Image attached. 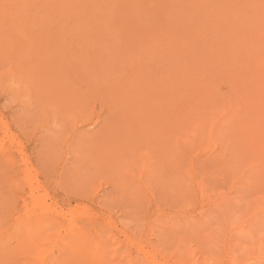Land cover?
<instances>
[{"label": "rangeland", "instance_id": "374dc122", "mask_svg": "<svg viewBox=\"0 0 264 264\" xmlns=\"http://www.w3.org/2000/svg\"><path fill=\"white\" fill-rule=\"evenodd\" d=\"M20 1L3 0L1 6L10 10L12 4L18 3L19 15L24 12L22 18L26 19V22L30 24L31 19H38V14H43L44 9L42 6H47L46 4L54 5L59 0H48L46 3L45 1L40 2L41 4L37 0L36 2L35 0H25V4L23 0V3ZM81 1H84L81 2L84 3L83 5L81 3L78 4L80 0H69L67 1L69 3V5L67 4L68 7L62 8V12L54 10L55 19H52L51 26H46L47 29H45V23H34L32 26H29V30L28 27H25L23 31L14 29L10 32L13 35L10 41L11 44L14 41H19L21 38L22 42L24 40L22 43V46H24L23 51H25L24 54L28 59L31 56L38 55L39 52L43 53L42 56L41 53L39 55L43 58L40 59L38 64L39 66L44 65L43 67H34L37 64L32 65L28 63L26 67L30 65L29 68L27 70L26 68L23 69L21 66L25 61L21 58L19 60L21 62H19L20 66L17 60H15L20 56L15 54L16 58L14 54H11L13 49L11 52L5 49L4 53L0 54V195H2L0 196V203L2 204H0L2 206H0V220L2 219L1 222L3 221L5 226L8 224V226L1 228V232L8 228L11 225L10 223L17 222L15 220L16 216L19 221V219L24 218L25 214L31 213L24 211H26L27 206L30 208L29 210H32V204L29 201L30 197H28L32 193L33 197L36 198L37 204L41 201L42 206H44L38 205L39 207L41 206L42 213L37 215L43 216L42 218L45 217V219L47 217H50V219L54 217L47 224V221L43 222L42 218L35 217L36 215L34 216L32 212V216L35 219L29 215L32 220H27V223L30 225L28 226L31 228L37 227L38 224L40 226V223L36 221L37 218L38 221L41 220V223L47 224L45 226L46 229L41 224L40 227L38 226V228L31 230V232H34V235L38 230L39 236L37 237H39V242H42V246L40 243L38 250H47L44 252L45 257L50 255L55 247L59 246L62 239L60 245L63 246V243L64 245H68L73 237L76 236L72 233L73 237L70 238L68 236L69 231L74 232V228L78 227L79 224V228L83 230V232H81L82 230L80 231L81 238L85 239L82 241V245L87 244L88 241L92 244L95 242V245L93 244L94 249L92 250V247L89 248L95 256L97 255L96 249L101 246V251H98L100 252L99 255L100 257H105L108 264H264V105H260L263 110L260 116L255 115L254 118L251 117L252 123L251 120L246 123L245 119H243V112L248 111V107H252V104L253 107L250 108L249 112L253 115L252 113L255 111L253 112L251 109L259 105L256 98L260 97L259 102H261V99L264 101V93L259 92L255 87L248 91L243 89L245 87H242L243 90L240 89L244 83L238 79L239 74L237 73L243 68V65H246L244 63L246 59L250 66L251 60L249 61L248 59L251 58V55H247V57L243 56L248 53L247 51L242 53L236 50V45L231 48L232 51H236L235 54H233L234 52L230 54L232 60L236 57L237 61L235 62L234 60V63L230 59V63L234 67H238L236 71L232 68L233 66L228 67L227 64L228 68L225 71L222 70L220 72L216 70L218 73L215 74L214 70L218 66H214L215 63L214 65H210L212 62H208L214 54L223 49L217 50L219 46H216V44L219 41L223 44L227 40L226 38H228V34L226 35L225 33L228 31L229 24L225 25L223 30L222 28L220 30L219 27L221 26L217 25V27L214 22H209L210 17L212 16L213 18L215 16L212 13L209 16V12L217 10L210 5H215L216 1L192 0L189 3V0H186L187 3L184 0H131L130 6V0H126L129 3L126 6L125 0H112L117 2L115 3L117 7L111 0L110 2L109 0H105V4L102 0H97V2L96 0ZM106 1L111 3V5L106 3ZM200 1H203V4ZM119 2H123L121 3L122 6L123 4L124 7L126 6L127 9L124 8L125 12L126 10L129 11H127L128 13L131 12L129 17L127 12V16H122V13H124L123 8H120L122 10L121 17H118L120 14H118L117 10L120 11L119 7H122ZM239 2H242V0ZM98 3L103 5V8ZM178 3L180 6H178ZM87 4L91 5L90 7L93 5L97 6L92 7L94 9L93 12L92 10L89 11L91 15L87 11V9L89 10V7L86 8ZM132 4L136 5V7L134 6L135 9L133 8L134 12L132 11ZM204 4L208 9H202L205 6ZM73 5H77L76 8ZM112 5L118 9H113ZM33 6L37 7L36 9L39 12L36 13L37 15L34 14V11L37 12V10ZM183 6L189 9L183 10ZM201 6L202 8L200 9ZM95 7L102 10H98ZM85 8L86 10H83ZM104 9L107 11H103ZM64 11L68 12V15L63 16V20L60 21ZM193 11L199 12V14ZM202 11L203 14L200 13ZM59 12L62 13L60 16ZM83 12L85 13V17L81 20L82 18L80 17ZM115 12L118 15L116 17L120 18L118 22L124 23L123 21L127 20L124 26L123 24H115L113 19V17L116 19ZM77 13L81 14L79 15L80 17L76 16ZM100 13L102 17L99 15ZM70 16L75 17L73 19ZM89 16L91 19H89ZM131 16L134 17L131 18V22L136 18L138 19H136L138 22L136 21L135 25L129 22L128 18ZM64 17L66 18L64 19ZM123 17L128 18L124 19ZM75 18H79L80 22L78 24H81L78 25L81 28L77 27L76 29V26L74 27L78 32L74 30L73 26L69 28L71 24L74 25L73 22L79 21L77 19L76 21ZM122 18L123 21L121 20ZM203 18H205L204 20L207 25L204 23V20L201 21ZM226 18L229 19L227 16ZM207 20L208 22H206ZM58 21L62 22L61 26L63 27L59 25ZM84 21L87 22L85 23ZM3 23L4 25L0 24V34H3L2 29L5 26L8 27L5 21ZM82 23L85 24L82 25ZM126 23H131V26ZM85 25L88 26L86 27ZM60 27L62 29L65 27V32H67V29H70V32H74L68 36L63 30L65 35L62 36L58 32L59 36H57L55 31ZM125 27L127 29L124 30ZM225 27L227 28L226 32L224 31L226 30ZM217 28L220 30V33ZM161 29H167L166 32L172 31V36L169 33H165L169 34V38L172 37L175 42L178 41V43L174 44L173 40L171 42V38L168 39L166 37L168 35L164 34L168 39L167 41H169L168 43H173L167 46L168 49L172 46V49H169L171 53L167 50V54L165 51L167 49V41H163L164 32L162 33ZM140 30L143 32L139 33ZM47 33H50L49 37ZM37 34L38 39L39 35H41L40 37L43 39L47 38L49 40V38H52L54 42L61 39L60 41L63 44L59 42L62 45L60 46L58 45L59 43L55 44L52 42V48L50 44L49 48V45H42L44 44L42 43V38H40V43L36 41ZM45 34L47 36H44ZM157 35L158 37L160 36L159 38H162V40L160 39L162 41L161 44L164 42L162 45L159 43V40L157 44L154 42L156 39H159ZM55 36L58 38L57 40ZM89 36L93 38L92 41ZM143 37H147V39L145 40ZM131 38L134 40H130ZM204 38L208 40V43L205 44ZM212 38H214V42ZM151 40V43L154 42L158 47L154 46V48H151L152 44L149 42ZM63 41H66V43ZM69 42L71 43L69 44ZM53 43L55 44L54 46ZM138 43L140 45H137ZM92 44L94 47H92ZM65 46L70 52L67 53L65 51L66 55L64 52ZM13 47L18 48L14 44ZM163 47L166 49H161ZM178 48L180 49L178 50L180 54L174 52ZM33 51L37 53L31 54ZM71 51L74 53H71ZM162 51H165L167 56ZM209 51H211L210 54L208 53ZM205 53H207L206 56ZM50 54L54 56L52 57L54 60H59L54 61L55 63L63 61V63L54 64V62L52 63L53 59L50 58L51 65H55L52 67L65 65V68H60L59 74L54 75L57 78H54L57 82H54L56 83L54 85H59L58 87L60 88L53 85H51L52 88H49V85L44 84H49L53 80V78L50 80L48 77V80H46L45 70L43 69L49 66H46V62L50 63V60H47L51 57L49 56ZM66 56L72 59L67 60ZM167 57L172 58L174 61L170 62L172 59H167ZM206 57L210 67H206ZM251 59L254 60L253 58ZM176 61H178L177 64L179 63L177 66L174 63ZM198 62L201 65L203 64V67ZM156 63H160L163 66L162 69L161 67L159 69L161 65H157ZM168 64L172 65V68L174 67L172 70V72L174 71L173 77L169 70V74L166 72L167 75H170L168 81L171 79V83L175 79V72L178 71L176 68L178 67L179 73L182 72L181 74L177 73L176 76L178 78L175 81L173 80L175 82L173 86L170 83L171 89L174 91L173 96L176 98L171 96L172 93L170 91L172 90H169L168 83L165 84L167 78L164 76L167 75H164L163 72H165L164 67ZM59 67L55 69L58 70ZM52 69L55 74L57 70ZM243 69L245 73H248L246 70L249 67ZM160 72L163 75H160ZM211 72L216 76L212 75ZM228 73H232L234 76L230 74L227 76ZM41 75L45 77V80L41 78ZM158 75L161 76L162 82L165 81L164 84L159 83V86L158 81L160 82V79L157 78ZM186 75L190 78L186 77ZM205 75L207 76L205 77ZM233 77H235V80ZM258 77L263 81V76ZM62 78L63 81H61ZM152 80H158L155 81L158 87ZM58 82H63V84H59ZM75 82L78 84H75ZM241 83L242 85H240ZM61 85H65L66 87L63 86L65 89L61 88ZM150 85L153 87L149 88ZM72 86H76L77 88L82 87L78 88V90L75 87L73 89L75 93H71ZM163 86L167 87V90L164 87V91H162L160 87ZM69 87L71 90L68 91ZM53 88L59 89L58 92L56 90L54 92ZM177 89L178 91H175ZM150 90L153 91L152 95ZM119 92L120 95L122 93L121 96H117ZM129 92L133 94H128ZM64 93L65 95H63ZM153 93H156L155 97H158L157 99L151 98L154 97ZM222 93L226 97H221ZM243 93L246 95L244 96ZM134 94L136 96L135 99L137 98L136 100L134 99ZM129 95L131 97H128ZM240 99L241 103L239 102ZM252 99L257 101V106L254 105ZM138 100L140 101L138 102ZM245 100H248L247 103ZM231 101H234V103H231ZM162 102L166 106L168 105L169 108H164ZM231 104L233 105L232 107H230ZM245 104L249 106L246 107ZM140 105L142 108L146 106L148 112L153 111L156 114L149 113L151 114L149 115L146 113L147 110L145 108L139 110ZM126 110L130 114L126 113L128 112ZM134 110H139L138 116H136L137 112ZM238 112L242 113L239 114ZM128 114L130 116L135 114L137 119L128 116ZM140 114L142 118L139 117ZM149 116H152V119ZM139 119H141L140 125L138 124ZM142 121H144V124ZM197 121L199 123H196ZM230 122L235 124H231ZM249 122L252 124L251 126H249ZM133 127L136 128L133 129ZM250 130L253 132L252 134H250ZM241 132H244V134ZM92 149L96 151V156L94 157ZM95 157L97 158L95 159ZM93 160H97L95 161L97 163ZM93 162L94 164H92ZM45 193L44 198L41 195ZM3 196L6 198V201L3 200L5 199ZM23 198L24 201L21 200ZM43 202L46 206L43 205ZM25 203L29 204L26 206ZM12 205L15 207H12ZM50 206L53 211L50 209ZM46 211H49V213ZM46 213L49 215L47 216ZM68 221L69 223L67 224ZM63 226L65 229L69 228V231L67 229L65 231ZM69 226L74 228L72 229ZM84 226L87 229L84 230L82 228ZM29 227L27 228L28 230H30ZM39 229H42V231L39 232ZM80 229L77 230L79 231ZM24 232L22 236L27 239L28 232ZM85 232L86 234H83ZM80 233L74 237L77 241L80 239ZM155 234L157 235L154 236ZM34 235L32 236L31 234L32 237H29H35L36 240L37 237ZM62 236L64 238L61 239ZM55 237H57L58 241ZM40 238L44 239L41 241ZM13 240H10V243L7 242V246L10 248H13V245L15 247L16 244H19L16 241L12 243L11 241ZM67 241L69 242L65 243ZM79 241L81 243V240ZM57 242L59 243L56 244ZM88 245L90 247L89 243ZM2 248L4 249V246ZM62 249L61 247V251ZM89 249L86 251V255L82 252V256L85 255L91 261L95 256L91 253L92 251L90 252L91 255H88ZM103 252H105V255ZM92 254L93 258H91ZM23 255L26 256V253ZM51 256L53 255H50L49 258L52 261L54 260V256L53 259ZM77 258L79 256L74 261H77Z\"/></svg>", "mask_w": 264, "mask_h": 264}, {"label": "bare ground", "instance_id": "6f19581e", "mask_svg": "<svg viewBox=\"0 0 264 264\" xmlns=\"http://www.w3.org/2000/svg\"><path fill=\"white\" fill-rule=\"evenodd\" d=\"M12 1H17V2H19V0H12ZM24 1V4H25V0H23ZM34 1V0H33ZM37 1H39V3L40 2H44L45 1V3H46V1H48V0H37ZM67 1H69V0H59V1H56L55 2V4L54 5H49V4H46L47 6H42V8L44 9V11H43V14H38V16H39V18L38 19H31L30 20V24H28V22H26V19H24V18H22L23 16V13H21L20 15H19V10H18V5L17 4H15V5H13L12 4V7L10 8V10L12 11H10V10H8L7 8H5V7H2L1 6V3L3 2V0H0V24H3L4 25V23H3V21H5V23H6V25H8V27H6L5 26V28H3L2 30H3V34H0V54H2V53H4V50L6 49L7 51H12V49H13V51L11 52V54H14V56H15V54H17V56H20L18 59H15V60H17V62L19 63L20 61L19 60H21V58H23L24 59V61H25V63L21 66V62L19 63L20 64V66L21 67H23V69L24 68H26V70H27V68H29V66L28 67H26L27 65H28V63L29 64H32V65H34V64H37V66L35 65L34 67H38L39 65V61H40V59H42L43 57H40L39 55H40V53L41 52H39L38 53V55H35V56H31L29 59H28V57L24 54L25 53V51H23V49H24V46H22L23 44V42H24V40H23V42H22V38L19 40V41H14V42H12V44L10 43V41L12 40V38H13V35L10 33L12 30H14V29H17V30H22L23 31V29L25 28V27H28V30H29V26H32L34 23H36V24H41V23H45V27L46 26H51V24H52V22H53V20L52 19H55V16H54V10H57V11H61V10H63L62 8H64V7H68V5H69V3L67 2ZM93 1V0H92ZM101 1V0H100ZM112 1V0H111ZM117 1H122V0H117ZM126 1V0H125ZM125 1H123V2H125ZM129 1V0H128ZM133 1V0H132ZM178 1H182V0H178ZM184 1H186V0H184ZM192 0H189V3L191 2ZM216 1V4L215 5H210V6H212V8H215V9H217V10H214L213 12H209V14L210 13H212V15L214 14L215 16H213V18H212V16H211V14L209 15V16H211L210 17V21L209 22H214V24L217 26H221V27H219L220 28V30H221V28H222V30H223V27L225 26V25H228V31H227V28H226V30H224L226 33V35L228 34V38H226L227 40L226 41H224V43L222 44L220 41L216 44V43H214V44H216V46L218 45L219 47L217 48V50H220L221 48H223L222 49V51L220 50V51H218L216 54H214V56H212L211 57V59H209V57H208V62H212V63H210V65H214V63H215V65L214 66H218V67H216L217 69H215V68H213V69H215L214 71H215V74L216 73H218V71H222V70H224L225 71V69H227L228 67H230V66H233L232 68H234L235 69V71H236V69L238 68V67H234V65L232 64V63H234V60H235V62L237 61L236 60V57H234L235 59L234 60H232V58H230V54H232V52H234V51H232V49L231 48H233V46H235L236 45V50H238V51H240V52H245V51H247L248 53L247 54H245V55H243V56H245V57H247V55L248 56H250L251 58H253L254 60H252L251 58H249L248 60L250 61V66H249V62L247 61V59H246V62H244L246 65H243L242 67L243 68H247V67H249V69H247L246 71L248 72V73H245V71H244V69L242 68L241 70H239V72L237 73V74H239L238 75V79L240 80V81H242L244 84H243V86H241V90H243V89H246V91H248V90H251V88H253V87H255V88H257L258 90H259V92H263L264 93V0H242V2H239V1H241V0H224L223 1V3H222V0H215ZM219 1V2H218ZM20 2H22V0L20 1ZM35 2H36V0H35ZM71 2V1H70ZM81 2H84V1H81L80 0V2L78 3V4H80ZM86 2V1H85ZM88 3H89V1H87ZM96 2H97V0H96ZM102 2H104V4H105V0H102ZM109 2H110V0H109ZM109 2H107L106 1V3H109ZM114 4L115 3H117V2H114V1H112ZM123 2H121V3H123ZM131 2V0L129 1V3ZM187 2V1H186ZM186 2H183V3H186ZM200 2H202V4H203V1H200ZM199 2V3H200ZM23 3V2H22ZM74 3V2H73ZM77 3V2H76ZM92 3V2H91ZM120 2H119V4H121ZM126 3V6H127V1L125 2ZM129 3H128V5H129ZM132 3V2H131ZM131 3H130V6H131ZM179 3H182V2H179ZM178 3V4H179ZM188 3V2H187ZM186 3V4H187ZM195 4H197L196 2H194ZM204 3H206L205 1H204ZM27 4V3H26ZM41 4V3H40ZM39 4V5H40ZM68 4V5H67ZM84 3H81V5H83ZM95 4V3H94ZM99 4V3H98ZM110 5H111V3H109ZM192 4V3H191ZM207 4V3H206ZM214 4V3H213ZM223 4V5H222ZM23 5V4H22ZM38 5V4H37ZM65 5V6H64ZM86 5V4H85ZM88 6L86 7V8H88L89 7V10L87 9V11H88V13H89V11L90 10H92V12H93V6H96V5H93L92 7H90L91 5H89V4H87ZM100 5V4H99ZM133 5V4H132ZM205 5V4H204ZM74 6V8H76V6L77 5H73ZM101 6V8H103L102 6L103 5H100ZM105 6V5H104ZM107 6V5H106ZM113 6V5H112ZM115 6L117 7V4H115ZM120 6H122V4L120 5ZM126 6L124 7V4H123V6L122 7H119V9L120 8H123V12L125 13H122V16H127L126 14L129 12L128 10H126V12H125V10H124V8H126ZM136 7V5H133V7H132V11L135 9V7ZM178 6H180V4L178 5ZM192 6V5H191ZM195 6V5H194ZM34 7V6H33ZM70 7H71V4H70ZM79 7H81L80 5H79ZM97 7V6H96ZM95 7V8H96ZM99 7V6H98ZM185 6H183V10H187V9H189V8H184ZM199 7V6H198ZM37 8V7H36ZM35 7H34V9H36ZM73 8V9H74ZM82 8V7H81ZM84 8V7H83ZM86 8L85 9H83V10H86ZM91 8V9H90ZM109 8V7H108ZM115 7L113 6V9H114ZM134 8V9H133ZM139 8V7H138ZM202 8V6L200 7V9ZM21 9V8H20ZM68 9V8H67ZM96 9H98V8H96ZM109 9H112V8H109ZM116 9H118V8H115V10ZM127 9V8H126ZM130 9V8H129ZM203 10L204 9H208V7L206 8V5L204 6V8H202ZM37 10V9H36ZM76 10V9H75ZM77 10H78V8H77ZM77 10H76V12H77ZM98 10H102V9H98ZM97 10V11H98ZM115 10H113V11H115ZM74 11V10H73ZM82 11V10H81ZM81 11H80V13H81ZM103 11H107L106 9H104ZM112 11V12H113ZM118 11V14H120V16H118V15H116L117 13L115 12L114 13V15H115V17L116 16H118V17H121V9H120V11L119 10H117ZM135 11V10H134ZM133 11V12H134ZM137 11V10H136ZM62 12V11H61ZM61 12H59V16L62 14ZM71 12V11H70ZM91 12V13H92ZM95 12V11H94ZM109 12V11H108ZM111 12V13H112ZM181 12V11H180ZM194 13H196V14H199V12H196V11H193ZM206 12H208L207 10H206ZM36 13H39L38 12V10H37V12H35L34 11V14H36ZM68 12H63V14L61 15L62 16V18L60 19V21H62L63 20V16H66V14H67ZM80 13H77L76 14V16H79V15H81ZM111 13H109V14H111ZM200 13H202L203 14V11L202 12H200ZM87 14V13H86ZM90 14V13H89ZM94 14V13H93ZM106 14V13H105ZM124 14V15H123ZM130 14H131V12L130 13H128V17L130 16ZM136 14V13H135ZM201 14V15H202ZM32 15V14H31ZM37 15V14H36ZM68 15V14H67ZM85 15V13L83 12L82 13V16L80 17V18H82L81 20H83V17H85L84 16ZM88 15V14H87ZM91 15V14H90ZM96 15H97V13H96ZM95 15V16H96ZM101 17H102V15H101V13L99 14ZM103 15H104V12H103ZM113 15V16H114ZM134 15V14H133ZM205 15V14H204ZM231 15V16H230ZM99 16V17H100ZM106 17H107V15H105ZM109 16V15H108ZM112 16V17H113ZM137 16V15H136ZM203 16V15H202ZM206 16V15H205ZM226 16L229 18V19H227L226 18ZM30 17V16H29ZM44 17V18H43ZM71 18H73V17H75V16H70ZM88 17V16H87ZM110 17V16H109ZM108 17V18H109ZM118 17H116V19L113 17V19H114V22H115V24H123V26H124V23L127 21V20H125V21H123V18L121 19L124 23H122V22H118V20L120 19V18H118ZM127 17V18H128ZM193 17V16H192ZM199 17V16H198ZM36 18V17H35ZM66 17H64V19H65ZM104 18V17H103ZM107 18V19H108ZM118 18V19H117ZM127 18H124V19H127ZM131 18H134V17H130V18H128L130 21L129 22H131ZM136 18V17H135ZM202 18V17H201ZM208 18V17H207ZM51 19V20H50ZM58 19V20H59ZM74 19V18H73ZM77 18H75V20H76ZM84 19H86V18H84ZM89 19H91L90 18V16H89ZM137 19V18H136ZM134 20V21H132L131 23H133L134 25H135V23H136V21L138 20ZM205 18H203L201 21H203ZM226 19H227V21H226ZM75 20H73V21H75ZM77 20H79V18L77 19ZM76 20V21H77ZM198 20V19H197ZM209 20V19H208ZM208 20L206 21V22H208ZM50 21V22H49ZM91 21V20H90ZM99 21V20H98ZM102 21H104V20H102ZM106 21H108V20H106ZM113 21V20H112ZM111 21V22H112ZM117 21V22H116ZM199 21V20H198ZM78 22H80V20L79 21H77V22H73L74 23V25L73 24H71V26L69 27V28H72V26H73V28L76 26V29H77V27L79 28L80 26H78V25H81V24H78ZM85 22V21H84ZM87 22V21H86ZM85 22V23H86ZM138 22V21H137ZM58 23H59V25L61 26V24H62V22L60 23L59 21H58ZM84 23V24H85ZM108 23H109V21H108ZM131 23H126L127 25H130L131 26ZM204 23H205V20H204ZM204 23H202V24H204ZM83 23H82V25H84ZM138 24V23H137ZM136 24V25H137ZM197 24H198V22H197ZM201 24V25H202ZM206 25H207V23H205ZM93 25V24H92ZM126 25V27H128ZM86 27L88 26V25H85ZM106 26V25H105ZM138 26V25H137ZM136 26V27H137ZM216 26H214L215 28H216ZM217 26V27H218ZM61 27H63V26H61ZM57 28V29H59V30H57L56 29V34H57V36H59L58 35V32H59V34L60 35H65L64 34V32L66 31L65 30V27H64V29H62V28ZM83 27V26H82ZM85 27V28H86ZM89 27H90V25H89ZM95 27V26H94ZM115 27V26H114ZM120 27H122V26H120ZM124 28V30L125 29H127V28ZM133 27H135V26H133ZM198 27V26H197ZM200 27V26H199ZM81 28V27H80ZM91 28V27H90ZM90 28H88L89 30H90ZM98 28V27H97ZM111 28V27H110ZM109 28V29H110ZM116 28H117V25H116ZM118 28H119V26H118ZM165 28V27H164ZM45 29H47V27L45 28ZM62 29V30H61ZM67 29V28H66ZM75 28H74V30H76ZM107 29V28H106ZM120 29V28H119ZM130 29V28H129ZM132 29V28H131ZM139 29H140V27H139ZM218 29V28H217ZM55 30V29H54ZM63 30H64V32H63ZM92 30V29H91ZM103 30V29H102ZM112 30H114V29H112ZM121 30V29H120ZM143 30V29H142ZM142 30H140L139 31V33L142 31ZM167 30V29H166ZM166 30L164 29V30H162L161 29V31H162V33H163V36H164V34H166V33H169L171 36H172V34H171V32H166ZM220 30L218 29V32L220 33ZM63 33H62V32ZM77 32H78V30H76ZM25 32H26V30H25ZM72 32H74V31H72ZM72 32H70V29H67V32H65V33H67L68 34V36H69V34L70 33H72ZM128 32V31H127ZM143 32V31H142ZM159 32V31H158ZM166 32V33H165ZM132 33V32H131ZM130 33V34H131ZM134 33H136V32H134ZM162 33L160 34V32H159V34L160 35H162ZM173 33V32H172ZM222 33V32H221ZM49 34L50 33H47V35H48V37H49ZM51 34H52V32H51ZM55 34V35H56ZM77 34V33H76ZM105 34V33H104ZM169 34H166V35H168V36H166L168 39H170L171 38V42H172V37H170L169 38ZM28 35V34H27ZM29 35H31V34H29ZM33 35V34H32ZM46 34L44 35V36H47ZM75 35V34H74ZM128 35H129V33H128ZM139 35V34H138ZM153 35H155V34H153ZM152 35V36H153ZM174 35V34H173ZM216 35V34H215ZM218 35V34H217ZM220 35V34H219ZM37 36H38V34L36 35V41H39V43L41 42V40H40V38H42V37H40L41 35H39V39L37 38ZM53 36H54V34H53ZM92 36V35H91ZM140 36V35H139ZM138 36V37H139ZM145 36V35H144ZM225 36V35H224ZM90 37V36H89ZM148 37V36H147ZM147 37L145 38V37H143V39L145 38V40L147 39ZM154 37V36H153ZM157 37H158V35H157ZM156 37V38H157ZM160 37V36H159ZM158 37V38H159ZM165 37V36H164ZM162 37L164 40L163 41H167L168 39L165 37ZM174 37V36H173ZM55 38H56V40L58 39L56 36H55ZM134 38V37H133ZM152 38V37H151ZM155 38V37H154ZM162 38H159V39H156L157 40V42H156V40L154 41L156 44L159 42L160 44H161V40H162ZM224 38V37H223ZM43 39V38H42ZM89 39V38H88ZM161 39V40H160ZM166 39V40H165ZM50 40V41H49ZM49 40L47 39V38H44L43 39V41H42V43H44V44H42V45H51V43L52 42H54L53 41V39L52 38H49ZM52 40V41H51ZM59 40V39H58ZM57 40V41H58ZM61 40V39H60ZM55 41L54 43L56 44V43H62V41ZM90 40L92 41L93 40V38L92 37H90ZM117 40V39H116ZM125 40V39H124ZM130 40H134V39H130ZM135 40H137V39H135ZM140 40V39H139ZM138 40V41H139ZM142 40V39H141ZM159 40V41H158ZM218 40V39H217ZM46 41H48V42H46ZM129 41V40H128ZM137 41V42H138ZM204 41H205V44L206 43H208V40H206L205 38H204ZM212 41L214 42V38H212ZM223 41V40H222ZM64 43H66V41H63ZM114 42V41H113ZM140 42V41H139ZM150 43L152 42V40L151 41H149ZM154 42L153 43H151L152 44V46H150L151 48H154V46L155 47H158V46H156V44H154ZM169 41H167V45H166V48H161V49H166L165 51H166V53L168 54V51L171 53V47L168 49V47L167 46H170V44H173V43H168ZM173 42H174V44L175 43H178V41L177 42H175V40H173ZM212 42V43H213ZM53 43V46L55 45ZM60 43L58 44V45H60ZM68 43V42H67ZM71 42H69V44H70ZM134 43V42H133ZM141 43V42H140ZM164 43V42H163ZM162 43V44H163ZM13 44H14V46L15 45H17L18 46V48H19V50H18V48H14L13 47ZM63 44V43H62ZM95 44V43H94ZM104 44V43H103ZM106 44V43H105ZM108 44H109V42H108ZM132 44V43H131ZM161 44V45H162ZM230 44H232L231 46H230ZM50 45H49V48H50ZM133 45V44H132ZM137 45H140L139 43L137 44ZM60 46H62V45H60ZM67 46V45H66ZM65 46V47H66ZM105 46V45H104ZM145 46H147V45H145ZM179 46V45H178ZM37 47H38V45H37ZM92 47H94L93 46V44H92ZM150 47H147V48H150ZM51 48H52V45H51ZM59 48H61V47H59ZM64 48V47H63ZM62 48V49H63ZM115 48V47H114ZM150 48V49H151ZM44 49V48H43ZM56 49H57V46H56ZM83 49V48H82ZM159 49V48H158ZM36 50V49H35ZM40 50H42V49H40ZM84 50V49H83ZM168 50V51H167ZM177 51H174V52H177V54L180 52V51H178V50H180L179 48L178 49H176ZM16 51H18V53H16ZM43 51V50H42ZM50 51H51V49H50ZM69 52V50H67V47L64 49V52ZM155 51V50H154ZM165 51H162V52H164L163 54L165 55V56H167V54H165ZM212 51V50H211ZM211 51H209L208 53L210 54V52ZM63 52V51H62ZM66 52H65V55H66ZM74 52H75V49H74ZM73 51H71V53H74ZM77 52V51H76ZM85 52H87V51H85ZM32 53H34V54H36L37 52H31V54ZM70 53V52H69ZM152 53H153V51H152ZM236 53V51L233 53V54H235ZM42 54L43 53H41V56H42ZM53 54V53H52ZM78 54V53H77ZM80 54V53H79ZM86 54V53H85ZM177 54H175V55H177ZM180 54V53H179ZM206 54L207 53H205V56H206ZM238 54V53H237ZM59 55H60V53H59ZM58 55V56H59ZM63 55V54H62ZM69 55V54H68ZM82 55V54H81ZM87 55V54H86ZM174 55V56H175ZM226 55V56H225ZM255 55H257V56H255ZM1 56V55H0ZM13 56V55H12ZM17 56H15L16 58H17ZM49 56H51V54L49 55ZM57 56V58L59 59V57ZM208 56V55H207ZM39 57V58H38ZM52 57H54V56H51V57H49L47 60H50V63L49 62H46V66L47 65H49L46 69L45 68H43L44 70H45V77H46V80H48L47 79V77L51 80L52 78H53V82L51 83V82H49V84L48 83H44V84H47V86L49 85L50 87L49 88H52L51 87V85H53L54 87H57V88H60V87H58L59 85H54V84H56L57 82H56V80L55 79H57V78H55L56 76H54V75H56L57 73L59 74V72H60V68H63L65 65L63 64V65H61L60 67H59V65L57 66V67H59L58 68V70L57 69H55V68H57V67H52V66H55L54 64H58V63H63V61L61 62H54V61H59V60H54ZM67 57V60L68 59H72L73 58V56L71 55V57L70 58H68V56H66ZM78 57V56H77ZM158 57V56H157ZM172 57V56H171ZM242 57V56H241ZM3 58V57H2ZM12 58V57H11ZM53 59L52 60V63L54 62V64L53 65H51L52 63H51V59ZM56 58V59H57ZM79 58V57H78ZM160 58H162V57H160ZM173 58V57H172ZM172 58H168L167 57V59H172ZM82 59V58H81ZM214 61H213V60ZM230 59L233 61L232 63H230ZM61 60V59H60ZM90 60V59H89ZM165 60H166V57H165ZM212 60V61H211ZM242 60H243V58H242ZM241 60V61H242ZM245 60V59H244ZM23 61V62H24ZM172 61H174L173 59L170 61V62H172ZM97 62V61H96ZM156 62V61H155ZM159 62V61H158ZM157 62V63H158ZM169 62V61H168ZM177 62L178 61H176V62H174V63H176L175 64V66H177L178 64H177ZM206 62H207V57H206V61H205V64H206ZM208 62H207V65H206V67H208L209 65H208ZM156 63V64H157ZM174 63H172V64H174ZM199 63V62H198ZM202 63H204V62H202ZM44 64V63H43ZM155 64V65H156ZM160 64V63H159ZM159 64H157V65H159ZM227 64H228V67H227ZM229 64H231V65H229ZM161 65V64H160ZM169 65V66H168ZM166 67H164V69H165V72H163V70H162V72H163V74L164 75H167V73H168V70L170 71V74H172L171 76L173 77V74H174V71L172 72V70H173V68L171 67L172 65H170V64H168ZM199 65L201 66V67H203V64L201 65L200 63H199ZM235 65H236V63H235ZM239 65H240V63H239ZM44 66V65H43ZM43 66H39V67H43ZM174 66V65H173ZM205 66V65H204ZM38 67V68H39ZM160 67H161V69H162V65L161 66H159V69H160ZM210 67V66H209ZM18 68V67H17ZM52 68H54L55 69V71L57 70V72L54 74V72H53V69ZM65 68V67H64ZM67 68V67H66ZM137 68V67H136ZM168 68V69H167ZM170 68V69H169ZM172 68V69H171ZM176 68V67H175ZM240 68V67H239ZM42 68H41V70H43ZM70 69V68H69ZM134 69V68H133ZM209 69V68H208ZM212 69V70H213ZM12 70V69H11ZM19 70V69H18ZM25 70V71H26ZM31 70V69H30ZM29 70V71H30ZM37 70H39V69H37ZM40 70V71H41ZM43 70V71H44ZM83 70V69H82ZM146 70H149V69H146ZM167 70V71H166ZM176 70H178L177 72H175V74L177 75V73H179V69H178V67L176 68ZM216 70H218L217 72H216ZM13 71V70H12ZM20 71V70H19ZM39 71V72H40ZM43 71H41V73H43L44 74V72ZM59 71V72H58ZM61 71L63 72V70L61 69ZM69 71H72V70H69ZM205 71V70H204ZM204 71H203V73H204ZM207 72H208V70H206ZM213 71V72H214ZM223 71V72H224ZM27 72V71H26ZM39 72H37V73H39ZM65 72V71H64ZM73 72V71H72ZM167 72V73H166ZM172 72V73H171ZM213 72H211L212 73V75H214L213 74ZM23 73H24V70H23ZM36 73V74H37ZM40 73V74H41ZM69 73V72H68ZM71 73V72H70ZM166 73V74H165ZM182 73V72H181ZM181 73H179V74H181ZM208 73H210V72H208ZM241 73H242V75H241ZM32 74V73H31ZM136 74V73H135ZM142 74V73H141ZM163 74H161V72H160V75H163ZM169 74V73H168ZM196 74V73H195ZM197 74H199V73H197ZM229 74L231 75V76H234L232 73H228V75L227 74H225V75H227V76H229ZM236 74V73H235ZM10 75H11V73H10ZM13 75V74H12ZM76 75V74H75ZM74 75V76H75ZM78 75V74H77ZM87 75V74H86ZM176 75H174L175 77V79L176 78H178V76H176ZM190 77H191V75L190 74H188ZM188 75H186V77L188 76ZM208 75V74H207ZM207 75H205V77L207 76ZM42 77V79L44 78V80H45V77H43V75H41ZM65 76V75H64ZM79 76V75H78ZM168 76V77H167ZM167 76H164V77H166L167 79L165 80L166 81V83L165 84H167L168 83V87H169V90H172L171 89V86H170V83H171V79L168 81V79L170 78L169 76L170 75H167ZM180 76V75H179ZM188 76V77H189ZM193 76H195L194 74H193ZM214 76H216V75H214ZM213 76V77H214ZM241 76V77H240ZM258 76H260V77H262L263 76V81L261 80V78L259 79V77ZM28 77V76H27ZM60 77V76H59ZM68 77H70V76H68ZM84 77V76H83ZM141 77V76H140ZM161 76H159L158 75V77L157 78H159L160 79V82L158 81V80H155V81H158V86L160 85V84H164V82H162L161 81V79L162 78H160ZM163 77V76H162ZM171 77V78H172ZM189 77V78H190ZM204 77V76H203ZM55 78V79H54ZM61 78V77H60ZM71 78V77H70ZM80 78V77H79ZM234 78V80H235V77H233ZM37 79V78H36ZM41 79V80H42ZM134 79V78H133ZM145 79V78H144ZM153 79V78H152ZM175 79H173L174 81H175ZM195 79H197V78H195ZM29 80V79H28ZM49 80V81H50ZM72 80V79H71ZM128 80H130V79H128ZM137 80H138V78H137ZM147 80V79H146ZM149 80H151V79H149ZM173 80H172V83H171V85L173 86V83H175V82H173ZM177 80V79H176ZM229 80V79H228ZM238 80V81H239ZM61 81H63V78L61 79ZM66 81V80H65ZM73 81H75V80H73ZM72 81V82H73ZM77 81H80V80H77ZM152 81H154V80H152ZM154 81V83H155V85L157 86V82H155ZM184 81V80H183ZM191 81V80H190ZM239 81V82H240ZM40 82V81H39ZM54 82H56V83H54ZM70 82V81H69ZM81 82H82V80H81ZM130 82H131V80H130ZM138 82V81H137ZM189 82V81H188ZM238 82V83H239ZM43 83V82H42ZM59 84H63V82L61 83V82H58ZM65 83V82H64ZM77 82H75V84H76ZM84 83V82H83ZM136 83V82H135ZM146 83V82H145ZM147 83H148V81H147ZM160 83V84H159ZM198 83H199V81H198ZM66 84V83H65ZM70 84H71V82H70ZM78 84V83H77ZM80 84V83H79ZM82 84V83H81ZM177 84V83H176ZM196 84V83H195ZM237 84V83H236ZM31 85H32V83H31ZM84 85V84H83ZM82 85V86H83ZM137 85V84H136ZM179 85V84H178ZM235 85V84H234ZM240 85H242V83L240 84ZM40 86V85H39ZM42 86V85H41ZM63 86H65V85H61V88L63 87ZM68 86H69V84L67 85V88H68ZM74 86V85H73ZM72 86V87H73ZM81 86V87H82ZM147 86H149L148 84H147ZM157 86V87H158ZM180 86V85H179ZM236 86V85H235ZM238 86V85H237ZM66 87V86H65ZM76 87V86H75ZM75 87H73L72 88V92L71 93H75V92H73V89L75 88ZM81 87H78L79 89L81 88ZM153 86L152 85H150V87L149 88H152ZM165 86H163V87H160L161 89H162V91H164L163 90V88H164ZM175 87V86H174ZM234 87V86H233ZM240 87V86H239ZM242 87H245V88H243L242 89ZM21 88V87H20ZM32 88V87H31ZM37 88V87H36ZM77 88V87H76ZM78 88H77V90H78ZM154 88H156V87H154ZM159 88V89H160ZM167 87H165L164 89L165 90H167L166 89ZM173 88V87H172ZM176 88V87H175ZM180 88V87H179ZM237 88V87H236ZM235 88V89H236ZM54 89V88H53ZM63 89H65L64 87H63ZM125 89V88H124ZM157 89V88H156ZM174 89V88H173ZM234 89V90H235ZM238 90H239V88H237ZM256 89V90H257ZM26 90V89H25ZM45 90V89H44ZM52 90V89H51ZM55 90L56 89H54V92H55ZM59 90V89H58ZM58 90H56V92H58ZM69 90H71V88L69 87V89H68V91ZM120 90V89H119ZM122 90V89H121ZM128 90H129V87H128ZM146 90V89H145ZM144 90V91H145ZM154 90V89H153ZM180 90V89H179ZM204 90V89H203ZM238 90H235V91H238ZM255 90V91H256ZM53 91V90H52ZM61 91V90H60ZM67 91V90H66ZM76 91V90H75ZM113 91V90H112ZM143 91V92H144ZM151 91V95H152V90H150ZM155 91V90H154ZM158 91H160V90H158ZM175 91H178V89L177 90H175ZM215 91H217V90H215ZM245 91V90H244ZM243 91V92H244ZM254 91V90H253ZM33 92V91H32ZM48 92H50V91H48ZM53 92V93H54ZM63 92H64V90H63ZM171 93H172V97H174L173 96V94H174V91L172 90V91H170ZM240 92V91H239ZM238 92V93H239ZM250 92V91H249ZM161 93H165V92H161ZM230 93V92H229ZM251 93V92H250ZM250 93H248V94H250ZM257 93H258V91H257ZM38 94V93H37ZM61 94V93H60ZM124 94H126V93H124ZM128 94H133L132 92H129ZM154 95V97H151L152 99H154V98H158V97H155V95H156V93H153ZM158 94H159V92H158ZM170 94V93H169ZM221 94V93H220ZM226 94V93H225ZM228 94V93H227ZM63 95H65V93L63 94ZM68 95V94H67ZM121 95H122V93H121ZM120 95V92H119V94L117 95V96H121ZM149 95V94H148ZM230 95V94H229ZM232 95H233V93H232ZM243 95H244V93H243ZM246 95V94H245ZM244 95V96H245ZM256 95V94H255ZM146 96V95H145ZM159 96V95H158ZM164 96H165V94H164ZM213 96H214V94H213ZM218 96V95H217ZM125 97V96H124ZM123 97V98H124ZM128 97H131L130 95L128 96ZM133 97V96H132ZM135 94H134V99H135ZM150 97V96H149ZM221 97H226L225 95H224V93H222V95H221ZM237 97V96H236ZM257 97H258V94H257ZM262 97V96H261ZM122 98V97H121ZM127 98V97H126ZM138 98H140V97H138ZM174 98H176V97H174ZM215 98V97H214ZM213 98V99H214ZM240 98V97H239ZM260 98V97H259ZM259 98H256L257 99V101H258V103H259V105H258V103H257V101H254V99H252L253 100V102H254V105L255 106H257L258 105V107H254L253 109H251L254 113H252L253 115H251V112H249V110H250V108H252L253 107V104H252V107H248V111H246V112H243L244 113V115H243V119H245L244 121L246 122V123H248V121L249 120H251V123L253 122V120L251 119V117L252 118H254L255 117V115L256 116H260L261 115V113H262V108H261V106L260 105H264V101H262L263 99H261V102H259ZM133 99V100H134ZM137 99V98H136ZM135 99V100H136ZM166 99V98H165ZM226 99V98H225ZM224 99V100H225ZM234 99V98H233ZM121 100V99H120ZM120 100H119V102H120ZM123 100V99H122ZM121 100V101H122ZM218 100V99H217ZM220 100H221V98H220ZM124 101V100H123ZM140 100H138V102H139ZM216 101V100H215ZM235 101V100H234ZM234 101H231V103L233 102L234 103ZM237 101V100H236ZM248 101V100H247ZM247 101L245 100V102L247 103ZM251 101V100H250ZM156 102V101H155ZM164 102V101H163ZM162 102V103H163ZM229 102V101H228ZM240 103H241V99H240V101H239ZM256 102V103H255ZM160 103V102H159ZM170 103V102H169ZM173 103V102H172ZM225 104H226V102H224ZM238 103V102H237ZM243 103V102H242ZM123 104V103H122ZM136 104V103H135ZM141 104V103H140ZM158 104V103H157ZM164 104V103H163ZM163 104H162V109H163ZM174 104V103H173ZM195 104V103H194ZM211 104H213V103H211ZM224 104V105H225ZM228 104V103H227ZM250 104V103H249ZM121 105V104H120ZM139 105V104H138ZM135 106V105H134ZM170 106V105H169ZM206 106V105H205ZM221 106V105H220ZM219 106V107H220ZM228 106V105H227ZM233 105L231 104V106L230 107H232ZM245 106H246V104H245ZM247 106H249V105H247ZM246 106V107H247ZM129 107V106H128ZM128 107H127V109H128ZM137 107V106H136ZM136 107H135V109H136ZM160 107H161V104H160ZM165 107H168V105L166 106L165 104H164V108ZM235 107V106H234ZM236 107H237V105H236ZM240 107V106H239ZM243 107V106H242ZM124 109H125V107H123ZM143 108H145L146 109V106L145 107H143ZM142 107H141V105H140V107H139V110L141 109H143ZM169 108V107H168ZM200 108V107H199ZM221 108V107H220ZM227 108V107H226ZM129 109H130V107H129ZM210 109H212V108H210ZM219 109V108H218ZM120 110V109H119ZM137 110V109H136ZM136 110H134V111H136ZM139 110L138 111H136L137 112V114H136V116H138V112H139ZM147 110V109H146ZM146 110H144V111H146ZM154 111H155V109H153ZM209 110V109H208ZM234 110H236V109H234ZM242 110V109H241ZM126 111H128V110H126ZM150 111V110H149ZM159 111V110H158ZM238 111V110H237ZM122 112L124 113V111L122 110ZM130 112H132V111H130ZM210 112V111H209ZM232 112V111H231ZM126 113H129V111L128 112H126ZM146 113H152V114H156V112L155 113H153V111H151V112H148V110H147V112ZM200 113H201V111H200ZM208 113V112H207ZM239 113V112H238ZM240 113H242V112H240ZM239 113V114H240ZM120 114V113H119ZM130 114V113H129ZM128 114V116H130ZM135 114H133L132 116H130V117H133V118H136L135 117ZM142 114V113H141ZM141 114L139 115V117L141 116ZM125 115V114H124ZM149 115H151V114H149ZM174 115V114H173ZM228 115V114H227ZM235 115V114H234ZM127 116V115H126ZM125 116V117H126ZM127 116V117H128ZM142 116H143V114H142ZM147 116V115H146ZM211 116H212V112H211ZM224 116H226V115H224ZM232 116V115H231ZM239 116V115H238ZM64 117V116H63ZM68 117V116H67ZM126 117V118H127ZM148 117V116H147ZM149 117H151V119H152V116H149ZM156 117H158V115H156ZM123 118H124V116H123ZM140 118H142V117H140ZM161 118V117H160ZM205 118V117H204ZM216 118V117H215ZM240 118V117H239ZM130 119V118H129ZM137 119V118H136ZM135 119V120H136ZM154 119V118H153ZM155 119H157V118H155ZM255 119H257V118H255ZM69 120V119H68ZM131 120V119H130ZM140 121H138V124L141 122V119H139ZM241 120V119H240ZM156 121V120H155ZM163 121V120H162ZM200 121L202 122V120L200 119ZM219 121V120H218ZM242 121V120H241ZM109 122V121H108ZM107 122V123H108ZM123 122V121H122ZM144 121H142V123H143ZM147 122V121H146ZM157 122H160V121H157ZM200 122V123H201ZM223 122H225V121H223ZM229 122V121H228ZM232 122V121H231ZM230 122V123H231ZM111 123V122H110ZM196 123H199V121H197ZM195 123V124H196ZM208 123V122H207ZM250 123V122H249ZM249 124V126H251L252 124ZM254 123H255V121H254ZM135 124H136V122H135ZM144 124V123H143ZM142 124V125H143ZM161 124V123H160ZM165 124V123H164ZM215 124V123H214ZM220 124V123H219ZM231 124H235V123H231ZM239 124V123H238ZM140 125V124H139ZM113 126V125H112ZM123 126H124V124H123ZM133 126V125H132ZM131 126V127H132ZM135 126H137V125H135ZM229 126H230V124H229ZM247 126V125H246ZM248 126V127H249ZM255 126V125H254ZM263 126V125H262ZM115 128V127H114ZM136 128V127H135ZM134 127H133V129H135ZM250 128V127H249ZM118 129V128H117ZM138 129H139V127H138ZM108 130V129H107ZM134 131V130H133ZM211 131V130H210ZM247 131V130H246ZM251 131V130H250ZM252 131H253V129H252ZM251 131V133L250 134H252L253 132ZM130 132V131H129ZM132 132V131H131ZM138 132V131H137ZM120 133V132H119ZM203 133H204V131H203ZM242 133V132H241ZM247 133V132H246ZM248 133H249V131H248ZM247 133V134H248ZM255 133V132H254ZM101 134V133H100ZM230 134V133H229ZM242 134H244V132L242 133ZM247 134H245L246 136H247ZM82 136V135H81ZM186 136V135H185ZM201 136V135H200ZM241 136V135H240ZM83 137V136H82ZM92 137H93V135H92ZM91 137V138H92ZM248 137H250V136H248ZM197 138V137H196ZM253 138V137H252ZM109 139V138H108ZM247 139V138H246ZM243 140V139H242ZM245 140V139H244ZM90 141V140H89ZM119 141V140H118ZM117 141V142H118ZM136 141V140H135ZM192 142V141H191ZM109 143V142H108ZM144 143V142H143ZM257 143H258V141H257ZM9 144V143H8ZM55 144V143H54ZM103 144V143H102ZM163 144V143H162ZM243 144V143H242ZM246 144H248V143H246ZM5 145V144H4ZM96 145V144H95ZM249 145V144H248ZM252 145V144H251ZM250 145V146H251ZM6 146V145H5ZM98 147H99V145H97ZM247 146V145H246ZM249 146V147H250ZM79 147V146H78ZM84 148V147H83ZM87 148H89V147H87ZM91 149V148H90ZM95 149V148H94ZM248 149V148H247ZM86 150V149H85ZM93 150V149H92ZM96 150H97V148H96ZM98 150H99V148H98ZM243 150V149H242ZM78 151H79V149H78ZM88 151V150H87ZM94 151V150H93ZM226 151V150H225ZM248 151V150H247ZM90 152V151H89ZM100 152V151H99ZM102 152V151H101ZM223 152V151H222ZM231 152V151H230ZM242 152V151H241ZM44 153H45V151H44ZM91 153V152H90ZM94 153H95V155H94ZM243 153V152H242ZM77 154V153H76ZM86 154V153H85ZM84 154V155H85ZM93 157L94 156H96V151H94L93 152ZM247 155V154H246ZM249 155V154H248ZM6 156V155H5ZM105 156V155H104ZM92 157V158H93ZM251 157V156H250ZM86 158V157H85ZM92 158H91V160H92ZM97 157H95V159H96ZM116 158V157H115ZM224 158V157H223ZM248 158V157H247ZM88 159H89V157H88ZM94 159V158H93ZM117 159V158H116ZM99 160V159H98ZM105 160V159H104ZM143 160V159H142ZM83 161V160H82ZM94 161V160H93ZM95 161H97V160H95ZM94 161V162H95ZM20 162V161H19ZM94 162L92 163V164H94ZM105 162H106V160H105ZM114 162V161H113ZM82 163V162H81ZM86 163V162H85ZM95 163H97V162H95ZM20 164V163H19ZM100 165H102V164H100ZM104 165V164H103ZM116 165H118V164H116ZM125 165V164H124ZM141 165V164H140ZM27 166V165H26ZM142 166V165H141ZM239 166V165H238ZM143 167V166H142ZM93 168V167H92ZM143 169V168H142ZM249 169V168H248ZM27 171H28V168H27ZM155 172V171H154ZM252 173V172H251ZM28 174V173H27ZM25 175H26V173H25ZM109 175V174H108ZM233 175V174H232ZM236 175V174H235ZM23 176V175H22ZM148 176V175H147ZM166 176V175H165ZM230 176V175H229ZM28 177H29V175H28ZM35 177V176H34ZM135 177V176H134ZM237 177V176H236ZM152 178V177H151ZM192 178V177H191ZM263 178V177H262ZM25 179V178H24ZM27 179V178H26ZM234 179V178H233ZM138 180H139V178H138ZM35 181H37V180H35ZM114 181V180H113ZM137 182V181H136ZM236 182V181H235ZM263 182V181H262ZM25 183V182H24ZM36 183V182H35ZM116 183V182H115ZM129 183V182H128ZM199 183H201V182H199ZM140 184V183H139ZM25 185V184H24ZM201 185V184H200ZM3 187V186H2ZM37 187H38V185H37ZM235 187V186H234ZM261 187V186H260ZM13 188V187H12ZM28 188V187H27ZM40 188V187H39ZM35 189V188H34ZM127 189V188H126ZM202 189V188H201ZM204 189V188H203ZM31 190V189H30ZM44 191V190H43ZM31 192H33V191H31ZM11 193V192H10ZM10 193H9V195H10ZM49 193V192H48ZM153 193V192H152ZM8 195V196H9ZM45 195H46V193L45 194H42L41 196H44V198H45ZM0 196H2V195H0ZM6 196V195H5ZM36 196H39V195H36ZM35 196V197H36ZM40 196V197H41ZM48 196V195H47ZM155 196V195H154ZM28 197H30L29 198V201L31 202V204H32V206H31V204H30V206H31V209L32 210H29L30 208H28V204L27 203H25L26 204V206H27V208H26V211H24V212H31V213H27V214H25V216H26V218H25V216H24V218H22L21 220L19 219V221L17 220L18 218H17V216H16V221L17 222H12V223H10L11 225H9V227L8 228H4L5 230H3V232H1L2 230H1V228H3V226H5V223H3V221L1 222V220H0V264H108V262L106 263V260H105V257H100V252H98L99 250H100V248H101V246L99 247V248H97L96 249V256H95V254L93 253V249H94V243L95 242H93V244L92 243H90L89 241H88V243L90 244V247H88L89 245H88V243L87 242H85V243H87V244H83L82 245V241H84L83 240V238H81V233H80V231L82 230V229H80L79 228V224L77 223V221H76V223L78 224V227H76L75 225H72V226H75L77 229H80L79 231L76 229V228H74V232L73 231H69L67 228V230L69 231V234H68V236H70V238H72L73 237V235H72V233H74L76 236H78V233H80V239H78V241L76 240V239H74V237H76V236H74L73 237V239L69 242V241H67V242H65V243H68L69 242V244L68 245H64V243H63V246L62 245H60V243H62V238H64V236H62L61 237V242L59 243V242H57L56 244H58L59 243V246L58 247H55L53 250H52V253L50 254V255H53L54 256V260H50V255H47V257H45L44 255V252H46L45 251V249H43L42 247V249L43 250H38V248H40V247H38L39 246V244L41 243V246H42V242H39V237H37V236H39V233H38V230H37V232L35 233V235H34V232L32 231L31 232V230H33V229H35V228H38V226H39V224H38V226L37 227H34V228H31V227H29L30 225H29V223H27V220L28 219H31V217H33L34 219H35V217H40V218H42L43 216H38L37 214H39V213H42L41 212V209H40V207L42 206V203H41V201H40V203H38L37 204V202L35 201L36 200V198H34L33 197V195H32V193H31V195L30 196H28ZM156 197V196H155ZM222 197V196H221ZM3 198H5L4 196H3ZM21 198V197H20ZM47 198V197H46ZM8 199V198H7ZM39 199V198H38ZM3 200H5L6 201V198L5 199H3ZM21 200H23L24 201V198L23 199H21ZM28 200V199H27ZM40 200H41V198H40ZM46 201V200H45ZM44 201V202H45ZM147 201V200H146ZM2 202V201H1ZM44 202H43V205H45L44 204ZM3 203V202H2ZM9 203V202H8ZM1 204V203H0ZM4 204V203H3ZM14 204V203H13ZM39 204H41V206L39 207L38 205ZM254 204H256V203H254ZM2 205V204H1ZM0 205V206H1ZM248 205V204H247ZM24 206V205H23ZM46 206V205H45ZM2 207V206H1ZM5 207H7V205H5ZM10 207V206H9ZM12 207H15V206H13L12 205ZM12 207H10V209H12ZM42 207H44V206H42ZM51 207V206H50ZM55 207V206H54ZM183 207V206H182ZM242 207V206H241ZM3 208H4V205H3ZM14 209V208H13ZM47 209H48V207H47ZM51 210H52V207L50 208ZM242 209V208H241ZM5 210H6V208H5ZM21 210H22V208H21ZM20 210V211H21ZM25 210V209H24ZM49 210V209H48ZM50 210V211H51ZM19 211V212H20ZM53 211V210H52ZM51 211V212H52ZM248 211V210H247ZM5 212V211H4ZM18 212V213H19ZM32 212L34 213L33 215L35 216H32ZM47 212V211H46ZM47 213H49V211L47 212ZM47 213H46V215H47ZM200 214H201V212H200ZM225 214V213H224ZM223 214V215H224ZM28 215V216H27ZM31 217H30V216ZM42 215V214H41ZM49 215V214H48ZM47 215V216H48ZM53 215V214H52ZM59 215V214H58ZM3 216V215H2ZM21 216V215H20ZM20 216H19V218H20ZM22 216H23V214H22ZM55 216V215H54ZM191 216V215H190ZM195 216V215H194ZM228 216V215H227ZM4 217V216H3ZM30 217V218H29ZM56 217H58V216H56ZM55 217V218H56ZM60 217H61V215H60ZM75 217H76V215H75ZM253 217V216H252ZM255 217V216H254ZM6 218V217H5ZM37 218V219H38ZM39 218V219H40ZM48 218V219H47ZM46 219H45V217L44 218H42L44 221L43 222H45V221H47L46 223L48 224L49 223V221H51V219H53V218H51L50 219V217H47ZM73 218H74V215H73ZM72 218V219H73ZM36 219V221H37V223L39 222L40 223V226H41V224L42 225H44V228H45V226L47 225L46 223H41V220H37ZM71 219V220H72ZM32 220V219H31ZM31 220H30V222H31ZM70 220V221H71ZM158 220V219H157ZM156 220V221H157ZM162 220V219H161ZM73 221V220H72ZM75 221V220H74ZM125 221V220H124ZM55 223V222H54ZM69 223V221L67 222V224ZM76 223H74V224H76ZM158 223V222H157ZM198 223V222H197ZM31 224V223H30ZM52 224V223H51ZM76 224V225H77ZM168 224V223H167ZM29 225V226H28ZM70 225V224H69ZM195 225V224H194ZM6 226H8V224H6ZM5 226V227H6ZM34 226V225H33ZM32 226V227H33ZM39 226V227H40ZM258 226V225H257ZM30 228V230H28L27 228ZM70 228H72L71 226H69ZM157 227V226H156ZM181 227V226H180ZM258 227H260V226H258ZM262 227V226H261ZM52 228H53V226H52ZM63 228H64V226H63ZM62 228V229H63ZM72 228V229H73ZM82 228H84V230L85 229H87L85 226L84 227H82ZM46 229V228H45ZM61 229V230H62ZM66 229L64 228V230L66 231ZM72 229H70V230H72ZM170 229V228H169ZM185 229V228H184ZM195 229V228H194ZM261 229V228H260ZM263 229V228H262ZM193 230V229H192ZM24 231H26V232H28V234H27V236H26V238L27 239H25L22 235H23V233H25ZM42 231V229H39V232H41ZM153 231V230H152ZM184 231V230H183ZM22 232V233H21ZM46 232V231H45ZM77 234H76V233ZM81 232H83V230L81 231ZM161 232V231H160ZM253 232V231H252ZM96 233V232H95ZM150 233V232H149ZM240 233V232H239ZM248 233V232H247ZM251 233V232H250ZM254 233V232H253ZM257 233V232H256ZM30 234V235H29ZM31 234H32V236L34 235V236H36L37 238H36V240H35V237L34 238H30L29 236H31ZM58 234V233H57ZM61 234V233H60ZM72 236H71V235ZM83 234H86V232L85 233H83ZM259 234V233H258ZM46 235V234H45ZM53 235V234H52ZM151 235H153L152 233H151ZM157 234H155L154 236H156ZM260 235V234H259ZM31 236V237H32ZM55 236H57V235H55ZM250 236V235H249ZM257 236V235H256ZM49 237H50V235H49ZM53 237H54V235H53ZM52 237V238H53ZM78 237V238H79ZM84 237V236H83ZM8 238V239H7ZM46 238V237H45ZM57 237H55V239H56ZM101 238V237H100ZM259 238V237H258ZM13 239H15V240H13ZM38 239V240H37ZM44 239V238H43ZM43 239H41L40 238V240L42 241ZM47 239V238H46ZM50 239V238H49ZM54 239V240H55ZM145 239V238H144ZM247 239V238H246ZM248 239H249V237H248ZM256 239H257V237H256ZM8 240V241H7ZM10 240H13V241H11L12 243L13 242H18L19 244H16V246L14 247V245H13V248L11 247H9V246H7V242L8 243H10L9 241ZM34 240V241H33ZM57 240V239H56ZM55 240V241H56ZM79 240H81V243H80V241ZM88 240V239H87ZM94 240V239H93ZM58 241V240H57ZM101 241H102V239H101ZM51 242V241H50ZM91 242H92V240H91ZM99 242V241H98ZM148 242V241H147ZM146 242V243H147ZM11 243V244H12ZM52 243V242H51ZM84 243V242H83ZM143 243V242H142ZM254 243V242H253ZM46 244H47V242H46ZM46 244H43V245H46ZM55 244V245H56ZM260 244V243H259ZM52 245V244H51ZM97 245V244H96ZM99 245H100V243H99ZM2 246H4V249L2 248ZM5 246H7L6 248H5ZM63 248L62 249V251H61V247ZM50 247V246H49ZM48 247V248H49ZM92 247V252L90 251V249L89 248H91ZM256 247V246H255ZM65 248V249H64ZM95 248H96V246H95ZM51 249V248H50ZM88 249H89V254L88 255H91L90 254V252L91 253H93L94 254V259L93 260H89V259H87V257L85 256L86 254L85 253H87L86 251H88ZM262 249V248H261ZM264 249V248H263ZM262 249V250H263ZM65 250V251H64ZM103 250V249H102ZM117 250V249H116ZM21 251L23 252L22 254H21ZM101 251V250H100ZM82 252L85 254V255H83L82 256ZM95 252V251H94ZM24 253H26V256H24L23 254ZM50 253V252H49ZM102 253V252H101ZM104 253V255H105V252H103ZM133 253V252H132ZM93 254H92V256H91V258H93ZM87 255V256H88ZM137 255V254H136ZM135 255V256H136ZM53 256H51V258L53 259ZM79 256V258L81 257V259H79V258H77L78 260L77 261H74L75 260V258L76 257H78ZM103 256V255H102ZM44 257V258H43ZM90 257V256H89ZM134 259V258H133ZM157 260V259H156ZM161 260V259H160ZM144 261V260H143ZM149 262V261H148ZM110 264V263H109ZM118 264V263H117ZM135 264V263H134ZM164 264V263H163Z\"/></svg>", "mask_w": 264, "mask_h": 264}]
</instances>
